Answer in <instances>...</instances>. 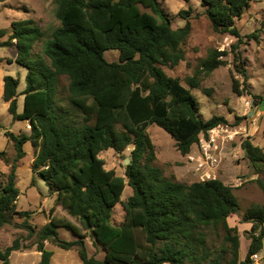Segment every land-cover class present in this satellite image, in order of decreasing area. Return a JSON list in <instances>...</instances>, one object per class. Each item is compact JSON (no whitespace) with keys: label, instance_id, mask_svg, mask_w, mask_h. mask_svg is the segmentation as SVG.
I'll list each match as a JSON object with an SVG mask.
<instances>
[{"label":"trees","instance_id":"16d2710c","mask_svg":"<svg viewBox=\"0 0 264 264\" xmlns=\"http://www.w3.org/2000/svg\"><path fill=\"white\" fill-rule=\"evenodd\" d=\"M56 1L60 26L50 38L45 39V32L32 19L14 21L0 30V48L17 50L15 61L8 62L28 70L23 112H18L19 79L5 77L3 98L10 103L14 121L30 126V133L5 132L16 156L0 184V227L17 216L29 222L30 212L17 207V170L27 155L25 145L31 142L37 150L34 174L56 195V205L82 226L51 218L38 233V264H52L54 253L47 250V241L64 250L77 249L83 264H249L250 256L264 245V203L242 211L234 187L221 179L187 184L166 178L155 165L156 146L148 128L164 129L186 156L202 135L229 124L223 116L206 120L192 90L201 87L203 76L225 66L229 53L234 56L235 71L247 82L246 59L239 50L243 36L236 23L251 8L252 0H201L202 14L213 31L238 41L230 52L210 51L194 76L186 78L188 86L169 76L165 68L186 60L185 46L192 33L190 11L180 12L186 24L174 28L173 18L159 0ZM260 31L248 37L260 42ZM41 42L43 54L35 56L33 50ZM113 50L120 53L119 61L107 60L106 52ZM63 77L68 79L67 98L74 111L58 105ZM240 87L234 77V91L240 96L249 92ZM252 97L255 104L262 99ZM130 147L125 176L106 168L102 152L112 149L121 154ZM242 149L256 173H263L264 150L251 137L242 142ZM257 181L264 194V182ZM127 185L132 195L123 200ZM120 204L125 217L116 225L112 217ZM234 216L252 224L244 260L241 235L229 224ZM60 228L77 239H61ZM207 229L223 234L226 246L217 256L208 248ZM87 237L104 251L103 259L89 255ZM21 249L19 239L6 249L0 247V262L10 264L12 253Z\"/></svg>","mask_w":264,"mask_h":264},{"label":"rangeland","instance_id":"374dc122","mask_svg":"<svg viewBox=\"0 0 264 264\" xmlns=\"http://www.w3.org/2000/svg\"><path fill=\"white\" fill-rule=\"evenodd\" d=\"M163 8L170 13L173 18V27L178 28L186 24V19L179 14L181 11H190V21L192 23V33L185 46L186 60L174 68H165L167 74L171 77L178 78L188 86L186 78L194 76L197 68L205 60L210 51L218 49L219 51H231V46L237 43L238 39L229 34H219L213 31L210 21L202 13L204 9L201 6V0H192L190 3L184 0H159ZM57 1L56 0H2L0 2V30L10 28L12 22L25 19H32L35 24L45 32V39L51 37L55 29L60 26L57 18ZM243 40L240 43L239 50L243 59H246L248 69V79L245 83L243 77L238 74L233 65L234 56L229 53L224 59L227 61L225 66H221L211 75L201 78V87L192 90L200 105V112L208 120L213 116H223L229 121L225 128L235 135L233 139L227 140L222 146L220 163L218 166L209 170V175L204 179L218 178L223 180L227 185L235 189L242 211L247 210L254 203H264V194L258 184V179L264 182V171L261 174L256 173V169L249 162L242 149V142L254 135V143L264 149V0H252L251 8L237 21ZM260 31V42L249 38L248 36ZM44 42L38 43L34 48V55L43 54ZM7 51L17 55L15 48H2L0 52ZM120 53L118 51H108L105 56L108 61H119ZM13 60V59H12ZM4 71L7 76H12L20 81L18 93L20 94L19 111L24 110L25 97L22 95L26 89V76L28 70L17 63L12 65L3 63ZM234 77L239 81L243 89L249 88L243 96L234 91ZM245 83V86H244ZM68 79L63 77L60 83L58 105L63 110L74 111L68 102ZM252 93V94H251ZM252 95H259L258 104L254 103ZM251 101L250 106L246 105ZM250 113H252L250 115ZM0 126L4 130H10L13 125L12 116L2 106H0ZM81 118V117H79ZM14 130H26L25 121H14ZM157 152L155 165L160 167L166 178L191 184L197 181H203L202 171L198 172V163L190 162V156H200V145L197 144V152L189 155H182L175 146V141L162 128L152 125L148 128ZM131 147L124 153H117L110 149L101 153L105 160L108 170H115L118 176H125V160H131ZM29 154L20 163L17 170V187L20 190L18 199V210L30 212L28 224L26 218L15 217L11 224L0 227V247L6 249L11 246L16 239H19L21 250L12 253L10 264H38L41 260V253L37 251V241L39 231L50 222L53 217L61 218L79 226L81 223L66 210L56 205L55 197L51 193L46 183L34 174L32 159H35V147H28ZM0 152L4 156L0 158V184L5 182V174L11 170L16 153L13 144L7 136L0 134ZM202 169V168H201ZM212 171V172H211ZM242 178L243 184L239 185L237 179ZM132 195L130 186H126L123 200H127ZM125 210L122 204L118 205L112 217V222L116 225L124 221ZM241 223L240 219L230 218V225L234 227ZM32 227L35 231L31 233L28 228ZM237 228V225H236ZM239 228V227H238ZM237 228V229H238ZM246 228H250L249 225ZM239 231L242 236L240 257L245 259L249 246V234L251 230L244 231V226H240ZM82 230V229H81ZM85 230H82L84 232ZM208 248L215 256L222 253L226 246L223 241V234L215 230H205ZM59 237L66 241L76 240L77 237L67 229H58ZM86 246L90 256L97 259L104 258V251L100 247H95L91 237H87ZM264 246V245H263ZM46 248L54 253L52 264H82L77 249L64 250L53 243L47 241ZM228 257V254H223ZM0 264H2L0 262Z\"/></svg>","mask_w":264,"mask_h":264},{"label":"built area","instance_id":"2783aa9c","mask_svg":"<svg viewBox=\"0 0 264 264\" xmlns=\"http://www.w3.org/2000/svg\"><path fill=\"white\" fill-rule=\"evenodd\" d=\"M251 101H247L246 105L250 106ZM30 128V126H28ZM235 135H232L226 128L225 125H220L209 131L208 136L202 135L199 145L201 149V155L194 157L189 155L190 162L198 163V172L202 175L204 179L209 175V170L205 171L204 168L209 167L212 170V167L218 166L220 163L221 150L222 146L225 145L227 140L233 139ZM202 168V169H201ZM212 172V171H211ZM215 179V177H214ZM205 180V179H204ZM244 180L242 178L237 179L239 185L243 184ZM249 264H264V246L261 250L253 253L250 256Z\"/></svg>","mask_w":264,"mask_h":264},{"label":"crops","instance_id":"0c3cea01","mask_svg":"<svg viewBox=\"0 0 264 264\" xmlns=\"http://www.w3.org/2000/svg\"><path fill=\"white\" fill-rule=\"evenodd\" d=\"M0 49H2V48H0ZM13 49V48H12ZM16 57H17V55H14L13 56V53H8L7 51H3V52H0V106H2L3 108H4V110L6 109L8 112H9V107H10V103L9 102H6L5 100H4V98H3V94H4V79H5V77L7 76L6 75V72L4 71V68H3V63H7V64H10L8 61L9 60H12L13 59V61H15V59H16ZM14 63H16V62H13L12 64H14ZM12 64H10V65H12ZM20 95V94H19ZM19 101H20V96L18 97V112L19 113H22V112H20L19 111ZM263 112H264V108H263ZM10 114V113H9ZM252 113H250V115H251ZM11 115V114H10ZM12 116V115H11ZM0 117H1V115H0ZM13 118V117H12ZM12 120V122H13V125L10 127V130L8 129V131H12V132H14L15 134H20V133H30V128L28 127L29 126V123L28 122H25L26 123V130H22V129H20V131H15L14 130V126H15V124H14V119H11ZM7 130H4L3 131V127H1L0 126V134L1 135H5V132H6ZM250 137H251V140H252V142L254 143V135H250ZM255 144V143H254ZM255 145H257V144H255ZM28 147H31V148H33L34 146H33V144L31 143V142H28L26 145H25V150H26V152H27V155L30 153L29 152V150H28ZM263 149V148H262ZM197 147H196V145L192 148V152L191 153H196L197 152ZM264 150V149H263ZM35 154H36V151H35ZM26 155V156H27ZM24 160V159H23ZM33 161H34V158L32 159V163H33ZM20 168V167H19ZM19 168H18V170H19ZM223 181V180H222ZM237 181V180H236ZM224 182V181H223ZM225 183V182H224ZM226 184V183H225ZM54 195V194H53ZM54 197L56 198V195H54ZM233 218H237V219H239V217L238 216H234ZM229 224H230V218H229ZM236 225H237V228H238V230L239 231H241V229H240V226H244V231H246L247 229L248 230H250L251 228H252V224H250V223H237L236 224V222H235V225H234V227H236ZM247 225H249L250 226V228H246V226ZM231 226V225H230ZM241 239H242V236H241ZM250 244H251V241H250V239H249V242H248V246H250ZM54 256V255H53ZM243 260V259H242ZM52 263H53V258H52ZM83 264V263H82Z\"/></svg>","mask_w":264,"mask_h":264},{"label":"water","instance_id":"95a60500","mask_svg":"<svg viewBox=\"0 0 264 264\" xmlns=\"http://www.w3.org/2000/svg\"><path fill=\"white\" fill-rule=\"evenodd\" d=\"M130 163H131V160H130V159H126V160H125V164H126V166H128Z\"/></svg>","mask_w":264,"mask_h":264}]
</instances>
